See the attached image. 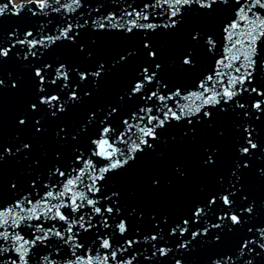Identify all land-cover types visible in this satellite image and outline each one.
I'll return each instance as SVG.
<instances>
[{
  "label": "snow or ice",
  "instance_id": "snow-or-ice-1",
  "mask_svg": "<svg viewBox=\"0 0 264 264\" xmlns=\"http://www.w3.org/2000/svg\"><path fill=\"white\" fill-rule=\"evenodd\" d=\"M105 5L104 0L95 5L91 0L0 4L2 18L6 12L37 18L31 26L14 27L6 37L0 32V91L8 82L11 88L21 86V76L13 78L9 72L6 82L2 70L5 61H18L35 89L18 124L26 125L31 117L37 133L44 128L41 113L60 119L85 98L91 99L93 89L98 90L113 69L127 65L130 57L143 56L115 103L89 111L71 132L66 125L59 127L56 136L67 151L53 153L40 171V161L32 160L35 167L26 170L23 181H9L11 206L0 205V264H161L173 248L189 252L204 245L220 248L207 264H261L264 221L258 218L255 200L243 193L242 184L237 185L250 167L249 158L264 153L257 128L264 117V82L258 79L264 78V60L259 58L264 0H113L114 7L107 12ZM221 12L216 31L194 29L187 46L170 60L185 79L167 78L153 37L174 35L192 14L214 17ZM219 30L228 47L217 59ZM84 32L139 37L142 49L133 48L111 62L99 60L94 65L69 66L66 61L45 58L54 46L76 45ZM84 48L78 45L79 51ZM200 54L212 63L205 66ZM89 81L92 88L82 92L81 84ZM222 113H231L237 120L238 156L228 182L220 177L216 189L175 219L152 214L147 228L133 227L130 218L135 214L142 220L143 213L125 209L121 192L111 184L114 177L154 152L165 139L163 131L183 126L184 135L195 134ZM31 151L30 142L6 145L0 139V165L6 156L22 154L27 160ZM215 155L216 149L207 152L204 164H215ZM259 174L264 176V168ZM152 185L157 187L159 180L153 179ZM0 198H5L2 168ZM229 239L233 242L225 247ZM175 264L186 262L176 259Z\"/></svg>",
  "mask_w": 264,
  "mask_h": 264
},
{
  "label": "water",
  "instance_id": "water-1",
  "mask_svg": "<svg viewBox=\"0 0 264 264\" xmlns=\"http://www.w3.org/2000/svg\"><path fill=\"white\" fill-rule=\"evenodd\" d=\"M6 2L7 0H0V4ZM91 2L95 5L97 0H91ZM12 3L19 6L21 3H27V0L20 2L12 0ZM104 3L106 12L111 10L108 7H114L111 5L113 0H104ZM225 7L221 6V9ZM222 15V12L214 17L192 14L186 18L174 35L158 34L153 37V43L159 49L158 55L164 64V75L167 78L174 81L185 79L183 73L170 66V60L177 51L187 46L190 33L194 29H200L202 32L216 31ZM36 19L27 13L18 17L6 12L3 18L0 17V32L3 31L6 37L14 27L23 29L33 25ZM41 19L43 18L41 17ZM216 41L218 59L227 53L228 47L227 38L222 30L216 32ZM81 43L85 46L84 51L78 49V45ZM133 48L142 49L139 37L84 32L77 38L76 45L65 42L54 46L45 58L50 61H66L69 66L73 64L94 65L99 60L111 62ZM88 52L92 54L90 57L86 55ZM259 58L264 60V43L260 44ZM200 59L205 66L212 63L203 54H200ZM142 62V55L130 57L127 65L113 69V72L102 80L100 88L93 89L91 99L85 98L83 104L69 109L60 119L52 120L47 117L46 113H41L44 116L42 121L44 128L39 133L35 131L34 121L31 117L26 125L18 124L19 116L25 112L28 104L35 97L32 82L18 61L4 62L2 70L6 82H8L7 74L9 72L14 74L13 78L16 76L22 78L19 88H11L10 82H8L9 86L0 91V139L6 145L15 143L18 146L21 142H30L32 151L27 160L22 158V154L16 158L6 156L0 165L3 175V195L5 196V198H0V205L11 206L12 198L8 197L10 195L9 181L14 178L23 181L28 175L26 170L35 167L31 164L32 160L40 161L41 167L37 169L40 171L51 161L53 153L67 151V145L60 143V137L56 136L59 127L66 125V130L71 132L79 127L89 111L107 103H115L117 96L122 92L127 82L133 78L136 68ZM258 79L264 82V78L258 77ZM85 88H92L90 81L81 84L82 92ZM34 115L36 114L33 113ZM236 123L237 120L233 114L222 113L219 116H214L212 122L198 127L195 134L184 135L183 126L167 129L162 132L164 141L158 143L154 152L146 154L143 158H138L129 165L126 171L114 177L111 184L121 192V203L125 209H135L136 212L143 213L142 220L134 214L130 218V224L133 227L147 228L148 220L152 214L167 215L170 220L175 219L184 214L195 201L203 199L209 192L216 189L220 177L224 178L226 184L238 156L235 147L237 142ZM257 128L260 133L259 142L264 146V117H261V120L257 122ZM68 139L70 140L71 137ZM205 149L207 152L216 149L215 164L208 166L204 164L207 159ZM257 155H260L261 158L257 159ZM249 159L250 167L244 170L242 179L237 186L242 184L243 193L248 195L250 200H255V211L259 220L264 221V176L259 174V169L264 168V153H254ZM180 172H183L182 176ZM153 179L159 180L157 187L152 185ZM6 201L7 203H5ZM232 242L229 239L224 246L229 247ZM219 250V247H209L208 245L189 252L173 248V252L169 254L167 260L161 258V264H175L176 259H182L186 264H207L208 257ZM262 257H264V253H262ZM35 259L38 260V257ZM144 264H148V262L145 261ZM261 264H264V260H261Z\"/></svg>",
  "mask_w": 264,
  "mask_h": 264
},
{
  "label": "bare ground",
  "instance_id": "bare-ground-1",
  "mask_svg": "<svg viewBox=\"0 0 264 264\" xmlns=\"http://www.w3.org/2000/svg\"><path fill=\"white\" fill-rule=\"evenodd\" d=\"M16 2H20L21 0H15Z\"/></svg>",
  "mask_w": 264,
  "mask_h": 264
}]
</instances>
